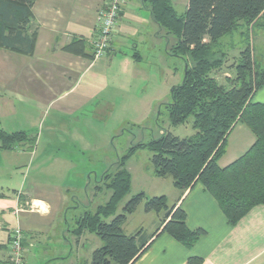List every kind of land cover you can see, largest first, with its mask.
<instances>
[{"label":"crops","instance_id":"1","mask_svg":"<svg viewBox=\"0 0 264 264\" xmlns=\"http://www.w3.org/2000/svg\"><path fill=\"white\" fill-rule=\"evenodd\" d=\"M106 1L37 0L33 6L34 52L23 55L0 48V129L10 134L26 132L36 140L0 150V264H10L11 234L16 228L24 236V264H53L68 255L69 234L75 235L68 214L79 207L74 206L79 200L75 194L87 191L92 175L96 183L100 179V173L90 171L81 161L90 144L86 130L89 108H115L124 101L118 103L111 97H131L136 77L145 73L152 80L168 73L164 59L168 62L171 37L155 21L149 0H127L112 51L103 59H93L98 12ZM172 3L177 14L183 15L189 0L181 12L177 1ZM235 35L239 42H232ZM254 37L256 43L255 33ZM221 45L228 54L226 66L244 49L239 32L225 37ZM181 61L185 72V62ZM227 77H232V71L226 67L216 73L220 83ZM255 101L264 103V87ZM254 142L250 129L238 124L229 135L219 165H230ZM71 146L80 147L71 152ZM28 159L32 160L34 176L29 187L24 171ZM128 171L132 189L134 177ZM143 173L139 190L149 198L165 196L169 207L177 204L187 214L188 228L202 229L205 235L192 249L168 234L152 239L163 213H146L142 204L123 226L126 235L141 233L140 242L148 245L134 264H187L192 257L202 258L203 264H264V204L231 226L202 183L181 192L171 178L156 177L154 170ZM100 191L93 192L88 205ZM82 216H74L75 222ZM93 235L83 232L76 237L78 248ZM97 238L91 255L102 246Z\"/></svg>","mask_w":264,"mask_h":264},{"label":"trees","instance_id":"2","mask_svg":"<svg viewBox=\"0 0 264 264\" xmlns=\"http://www.w3.org/2000/svg\"><path fill=\"white\" fill-rule=\"evenodd\" d=\"M36 1L0 0V48L23 55L34 52ZM149 6L155 21L175 39L169 52L187 67L183 83L171 91L170 125L176 127L192 119L195 133L180 138L167 131L147 144L134 145L104 174L103 187L111 192L109 200L76 222L77 237L89 232L102 242L92 253L90 264H134L139 260L148 249L147 242H140L141 233L126 235L123 226L142 204L146 213H163L152 239L168 234L192 249L205 235L202 229L190 230L185 211L177 204L169 207L165 196L149 198L141 192L116 215L131 191L127 161L140 149L151 152L154 175L170 177L181 192L202 183L231 226L264 204V103L255 101L264 87V68L256 61L252 43L255 29H264V0H189L183 15L177 14L172 0H149ZM238 32L244 49L226 66L228 54L221 41ZM224 67L232 71V77L220 83L216 73ZM238 124L250 129L255 142L239 159L221 167L219 160ZM25 141L33 144L36 140L26 132L10 134L0 129V150L13 149ZM187 264H203V259L192 257Z\"/></svg>","mask_w":264,"mask_h":264},{"label":"rangeland","instance_id":"3","mask_svg":"<svg viewBox=\"0 0 264 264\" xmlns=\"http://www.w3.org/2000/svg\"><path fill=\"white\" fill-rule=\"evenodd\" d=\"M173 1H177L178 9L181 12L182 5L186 3V0ZM263 31V28L255 29L254 33L258 39L256 43L255 37L251 36L254 41H252V43H254L255 47L254 55L256 56V61L258 65L264 68ZM232 40V42H239L236 35ZM171 42H175V39L172 38ZM169 54L168 62L164 59V64L167 63V65H169L167 74L164 73V75L159 76V78L153 76L151 80L149 79L150 77L144 73L142 76L136 77L135 82H133L131 97H126L124 95L111 97V99L115 98L118 103L124 101L123 104L120 105L119 103L117 107H107L105 110L102 107L99 109L97 108L98 110L92 107L89 108L86 114L89 126L86 130L88 132L90 144L87 146V155H85V159L83 160L82 157L81 161L84 166L90 167V171L94 169V172L100 173V179L96 183L92 175L87 191L85 192L83 190L75 194L79 199V204L76 200L74 206L78 207L79 205V207L74 211L69 210L68 214L69 227L74 234L77 229L74 216L84 215L85 212H94L98 208V205H104L111 196V192L103 187V174L105 172L101 175L102 171H109L111 166L124 156L132 146L140 143L147 144L152 139L161 137L167 131L180 138L189 137L195 133L192 128V119H190L188 123L176 127L171 126L169 122L168 105L172 102V88L181 85L184 80V67L181 59L174 56L171 51ZM145 64L147 65V63ZM146 65H144V69H148ZM38 131L39 130H36L35 133L37 134ZM74 147L78 149L80 146ZM74 147H70L71 152L74 151ZM151 157L152 154L148 149H140L127 161V168L130 169L133 174L134 184L129 195L120 203L116 215L122 213L124 206L134 195L141 193L139 189L143 185L141 180L142 172L145 174L153 171ZM32 169V160L28 159L26 161V170H24L28 178L26 182L27 187H29L33 181L32 177L34 178V176H32ZM96 186L102 187V191H100L101 193L98 194V196L96 195L97 198L93 202L94 204L91 203L90 206L88 202H90V200L92 201L93 192H97ZM69 235L70 244L68 255L61 258V260L53 261V264L90 263L92 257L91 252L95 243L94 240L97 238L96 235H93V238L90 236L88 240H84L79 248L75 241L77 235H72V232ZM144 236L147 235L144 234ZM38 251L41 252V249L39 248Z\"/></svg>","mask_w":264,"mask_h":264},{"label":"built area","instance_id":"4","mask_svg":"<svg viewBox=\"0 0 264 264\" xmlns=\"http://www.w3.org/2000/svg\"><path fill=\"white\" fill-rule=\"evenodd\" d=\"M126 5L127 0H107L99 10L92 49L94 60L103 59L112 51L114 35ZM23 238L20 228L12 231L10 264H24Z\"/></svg>","mask_w":264,"mask_h":264},{"label":"water","instance_id":"5","mask_svg":"<svg viewBox=\"0 0 264 264\" xmlns=\"http://www.w3.org/2000/svg\"><path fill=\"white\" fill-rule=\"evenodd\" d=\"M187 67H185V69H186Z\"/></svg>","mask_w":264,"mask_h":264}]
</instances>
